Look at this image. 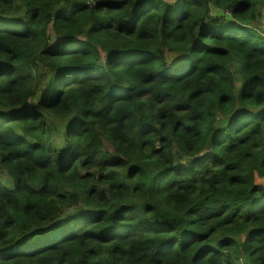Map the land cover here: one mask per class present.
<instances>
[{
  "label": "trees",
  "instance_id": "obj_1",
  "mask_svg": "<svg viewBox=\"0 0 264 264\" xmlns=\"http://www.w3.org/2000/svg\"><path fill=\"white\" fill-rule=\"evenodd\" d=\"M263 16L0 0V264H264Z\"/></svg>",
  "mask_w": 264,
  "mask_h": 264
},
{
  "label": "rangeland",
  "instance_id": "obj_2",
  "mask_svg": "<svg viewBox=\"0 0 264 264\" xmlns=\"http://www.w3.org/2000/svg\"><path fill=\"white\" fill-rule=\"evenodd\" d=\"M257 27L258 29L264 33V16L262 18V20L257 24ZM237 80H239V76L237 75ZM236 84H237V81H236ZM238 89V86L236 85L235 86V90ZM226 122V118H223L222 116H218L216 118V123L217 124H222V123H225ZM185 160H188V159H184ZM31 232H27L26 234H24L22 237H27L28 238V235L30 234ZM30 236H34V235H30Z\"/></svg>",
  "mask_w": 264,
  "mask_h": 264
}]
</instances>
